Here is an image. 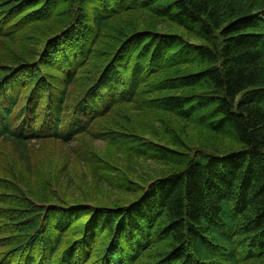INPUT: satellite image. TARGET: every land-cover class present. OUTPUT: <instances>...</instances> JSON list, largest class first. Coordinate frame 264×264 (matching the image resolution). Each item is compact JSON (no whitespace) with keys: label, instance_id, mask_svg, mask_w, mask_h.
<instances>
[{"label":"trees","instance_id":"obj_1","mask_svg":"<svg viewBox=\"0 0 264 264\" xmlns=\"http://www.w3.org/2000/svg\"><path fill=\"white\" fill-rule=\"evenodd\" d=\"M0 264H264V0H0Z\"/></svg>","mask_w":264,"mask_h":264},{"label":"rangeland","instance_id":"obj_2","mask_svg":"<svg viewBox=\"0 0 264 264\" xmlns=\"http://www.w3.org/2000/svg\"><path fill=\"white\" fill-rule=\"evenodd\" d=\"M166 114V113H165ZM169 115L168 114H166V117L167 118H169L168 117ZM171 120L173 121V124L175 125V126H177V125H183V121H178L177 119H174V118H171ZM148 136H150V137H153L152 135H151V133L150 134H147ZM95 147H96V149L97 150H100V151H103L104 150V148H105V141H103V140H98V141H95V145H94ZM74 171H76V170H74ZM27 182L29 183V185L32 187V188H35V187H37L38 185H37V183H36V180H34V179H27ZM64 190V189H63ZM77 196H80V194H76ZM82 196V195H81ZM81 196H80V198H81Z\"/></svg>","mask_w":264,"mask_h":264}]
</instances>
